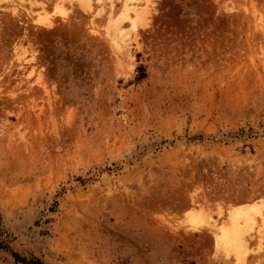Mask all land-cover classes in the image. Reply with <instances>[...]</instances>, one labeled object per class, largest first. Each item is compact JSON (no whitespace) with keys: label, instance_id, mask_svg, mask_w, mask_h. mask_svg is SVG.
Masks as SVG:
<instances>
[{"label":"rangeland","instance_id":"obj_1","mask_svg":"<svg viewBox=\"0 0 264 264\" xmlns=\"http://www.w3.org/2000/svg\"><path fill=\"white\" fill-rule=\"evenodd\" d=\"M12 1L0 264H264L259 217L240 262L211 231L234 206L264 205V0H152L121 51L107 19L122 0ZM57 3L66 16L35 22ZM193 204L212 229L189 230Z\"/></svg>","mask_w":264,"mask_h":264},{"label":"bare ground","instance_id":"obj_2","mask_svg":"<svg viewBox=\"0 0 264 264\" xmlns=\"http://www.w3.org/2000/svg\"><path fill=\"white\" fill-rule=\"evenodd\" d=\"M8 1H10L12 4L14 3L12 0ZM77 1L85 8H92V0ZM95 1H97L98 5H100L99 2H102L103 0ZM109 1L110 9H112L116 0ZM122 1L123 6L119 13L110 11L107 19L108 35L110 36V41L119 51H121L124 47L126 37L129 33L128 31L133 30V32L137 34L139 27L144 25L146 20H148L150 9L153 8L152 0ZM43 11V14L39 12L34 18L35 22L39 25L50 26L56 16L67 15V12L59 3L55 5L52 13L46 12L45 9ZM32 58L33 56L29 59L25 57H22L21 59H26L25 62H28ZM34 73L35 69H31L29 71L27 74V83L33 85L37 83V81L41 80V74H39L36 75L38 76L36 77L37 79L34 78L35 80L32 81L31 77H35ZM263 206L264 205L257 202L243 203L234 206L228 210L226 221L217 229H212L214 225L208 222L209 220L207 219L203 209L196 204H193L190 205L188 209H186L184 221L187 224L189 230L192 232L202 231L204 228L210 227L216 241L217 249L222 250L223 253H226L227 255L233 256L235 262H240L244 259L248 251L249 245L247 246V242L245 240L246 234H248L254 228L258 217L260 218V221L262 219L261 222L264 223V213L262 212Z\"/></svg>","mask_w":264,"mask_h":264},{"label":"trees","instance_id":"obj_3","mask_svg":"<svg viewBox=\"0 0 264 264\" xmlns=\"http://www.w3.org/2000/svg\"><path fill=\"white\" fill-rule=\"evenodd\" d=\"M15 258H16V260H20V257H19L18 254H15ZM34 262H35V264H44V263L41 262L39 259H36Z\"/></svg>","mask_w":264,"mask_h":264}]
</instances>
